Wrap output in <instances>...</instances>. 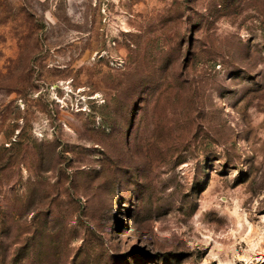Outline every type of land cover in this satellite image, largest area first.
I'll use <instances>...</instances> for the list:
<instances>
[{
  "label": "rangeland",
  "instance_id": "374dc122",
  "mask_svg": "<svg viewBox=\"0 0 264 264\" xmlns=\"http://www.w3.org/2000/svg\"><path fill=\"white\" fill-rule=\"evenodd\" d=\"M0 264H264V0H0Z\"/></svg>",
  "mask_w": 264,
  "mask_h": 264
}]
</instances>
